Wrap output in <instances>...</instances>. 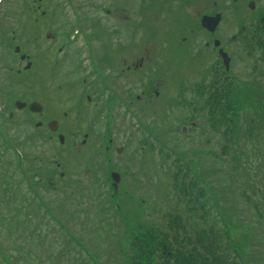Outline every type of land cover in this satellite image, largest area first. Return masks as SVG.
I'll return each mask as SVG.
<instances>
[{"label": "rangeland", "instance_id": "1", "mask_svg": "<svg viewBox=\"0 0 264 264\" xmlns=\"http://www.w3.org/2000/svg\"><path fill=\"white\" fill-rule=\"evenodd\" d=\"M114 1L73 0L71 7L66 0L0 1V264H84L85 262L131 264L133 256H138L134 254L132 240L135 237H142L148 226L158 227L166 233L167 222L164 219L168 213L182 217L186 221H193L190 220L191 215L185 199L183 197L180 199L178 191L174 189L173 178L176 168L173 160L172 165L164 167L165 160L157 149L155 153L147 150L140 173L138 161L142 148L137 138L138 131L134 116L113 113L112 117H116L113 120L115 128L111 135L117 139L116 147L121 145L127 147L124 164L128 162L133 164L131 156L134 153L137 155L135 163L128 167V170L135 174V179L141 180L142 189L130 192V201L126 199L128 197L124 193L112 201L108 197L111 195L108 189L105 192L89 191L90 188L84 182L85 170L96 165L102 166L103 170L99 171L95 179L107 180L106 173L109 167L103 156L106 144H103V140L98 143L97 139L90 137V133L95 138L107 137L105 122L100 121L92 126L89 119L79 116L69 104V96L59 95L57 89L59 81H51L48 89L51 94L48 98L53 96V101L49 104L56 111L55 116L51 115L50 118H56L60 125L57 135L50 133L47 128L48 120L45 118L33 117L28 111L19 112L15 108L17 101L28 104L34 99L33 95L39 92L37 88L31 87L37 86L36 83H32V81L36 82L37 78L30 76L27 62L21 63L19 56L42 55L47 48L57 50L60 44H48L45 36L52 33L57 42L63 40L58 37L65 36V29L68 35L74 33L75 28H78L76 23L81 18H85L86 24H91L93 28H114L120 31L122 27L119 29L105 13L106 10L119 5ZM179 2L181 3L182 0ZM212 2L221 3V0ZM141 3L142 0L124 2L134 17L125 27L156 23L157 19L149 10L142 12ZM231 3L232 0H224L226 7ZM259 3L264 6V0H259ZM74 7L77 8L76 13L73 11ZM231 16H234V13H231ZM242 16L245 20V14ZM194 23L187 12L180 10L177 21L166 24H172L178 30L173 35L170 33L166 35L168 40L171 38L175 42L178 41L177 57L173 64L163 65L161 72L177 73L178 84L173 82L174 78L169 74L161 83L166 82L169 88L179 89L183 97H179L181 106L174 113L159 114L160 122L167 117L166 122L169 127L172 122L173 125H178L177 131L174 130V135H169V138L177 141L179 149L184 147V150L190 153L193 152L194 147L199 148V151L209 147L216 155H211L207 161L209 166L211 165L207 178L218 193L210 196L213 200L212 204H216L215 210L211 212V223L216 218L220 224L225 227L227 225L226 229L231 238L237 241L247 231L241 224L239 217L242 216L248 225L259 223L258 236H262L264 231L259 226H263L264 221L262 222L260 218L259 221L257 220L254 207L258 205V211L264 212V129L254 125L255 130L250 133L251 124L248 118L256 114V103L252 101V104L243 111L239 110L240 117L236 121L235 128V131L239 130L238 136L232 142L236 144L235 146H231L224 137L228 132L226 127H221L217 132L210 130L205 122L204 126L189 132L187 137L179 132L181 125L188 124L190 117L196 116L190 108H184L183 104L185 101L193 102V88L201 82V77L188 75V62L191 58L186 47L179 45L183 28ZM224 27L225 24L222 25V28ZM139 35L134 40H138ZM16 46L21 49L20 55L14 52ZM166 54L171 53L166 52ZM210 66L211 64L204 63L205 69ZM259 66V71L264 74V65ZM46 67L47 71H51L48 65ZM241 68L243 73L240 83L243 86L238 87V91L243 92L245 89L250 92L255 89L264 92V76L250 74L251 68L247 70L248 66ZM174 83L177 87H174ZM10 112H14L11 119ZM172 113L175 118L172 117ZM144 116L145 122H159L149 113ZM206 117L207 112L199 116V120L203 121ZM38 123H42V127L39 128ZM157 126L154 123L151 126L153 127L151 130L156 134L157 131H165L162 127L166 125L154 129ZM58 135L64 136V145L60 143ZM86 135L89 136L88 140L85 139ZM85 140L87 146L84 147L82 143ZM206 140L209 146H206ZM199 142L202 143L201 147L197 146ZM225 148L228 149L226 154ZM97 152L98 161L96 165L91 164V154ZM20 157H24L22 162ZM66 160H71L73 166L65 165ZM216 160L221 162H215ZM15 163L20 165L21 170L16 169ZM202 169L203 166L200 171ZM6 170L10 172L9 175ZM63 173L65 176L61 177ZM50 176L53 185H49ZM230 176H234V179L230 180ZM22 178L24 183L20 181ZM226 179L228 183L233 184L229 186V190H225ZM79 180L81 186L78 184ZM126 181L129 184L130 178ZM186 183L189 184V181ZM11 189L14 197L10 192ZM245 193L252 197V202L245 199ZM218 199L221 205L228 210L231 207L239 215L226 212L225 217L222 218L218 210L220 204ZM62 220L71 223L68 227L69 231L80 237L81 242L69 238L68 235L65 236L56 223ZM191 226L190 224L189 228ZM182 236L180 233L179 237ZM247 243L250 244V256L245 257L246 261L250 264H264V236Z\"/></svg>", "mask_w": 264, "mask_h": 264}, {"label": "flooded vegetation", "instance_id": "2", "mask_svg": "<svg viewBox=\"0 0 264 264\" xmlns=\"http://www.w3.org/2000/svg\"><path fill=\"white\" fill-rule=\"evenodd\" d=\"M115 1L119 5H115L111 10H106L105 13L119 29L122 27L120 31H116L114 28H93L91 24H86L85 18H81L76 23L78 28H75L74 33L71 32L68 35V31L63 28L65 36L58 37L63 40L57 42L51 33L52 38L51 40L47 39V42L48 44H60L57 50L47 48L42 55H27L25 61L27 65L29 64L30 76L37 78L36 82L32 81L37 86L32 85L31 87H35L39 91L33 95L34 99L28 105L38 102L43 106L40 113L32 112L29 107L25 111H28L33 117L37 116L48 120L47 128L52 135L58 134L60 125L56 118H50L51 115L55 116L56 112L49 104L52 103L53 96L48 98L51 95L48 91L51 81L60 82L57 86L59 95L69 96V104L72 109L79 116L89 119L92 126L100 121L106 123L107 137L95 138L91 133L90 137L97 139L98 143L103 140V144H106L103 156L109 167L106 173L107 180L97 181L95 179L99 171L103 170L102 166L96 165L99 156L97 152L91 154L90 163H95L96 166L85 170L84 182L90 188L89 191L105 192L108 189L111 193L108 197L112 201L119 198L122 193L129 200L131 199L130 192L142 189L141 180L135 179V174L128 170V167L135 163L137 155L134 153L131 156L133 164L131 162L124 164L127 147L123 145L116 147L117 139L111 135L115 128L113 120L116 116L112 117L113 113L134 116V123L138 131L137 138L142 148L138 161L140 173L143 168V157L146 156L148 140L158 139L163 143V149L169 150V154L167 153L166 156L168 160L165 161L164 166H168L173 159L174 152H178L177 141L169 138V135H174V130L177 131V124L175 126L172 124L173 122H170L171 126L169 127L168 122H153L154 125H158L154 129L166 125L162 127L165 131H157L156 134L151 130L153 123L145 122L143 117L146 113H174L181 106L179 97L182 95H180L179 89L174 90L169 88L166 82L161 83L163 78L169 74L174 78L173 82L178 84L177 73L172 71L165 73L161 72V69L163 65L173 64L177 57L178 41L175 42L171 38L168 40L166 35L167 33L173 35L178 30L174 25L166 24L177 21L180 10L187 12L195 23L183 28L179 45L187 49L191 58L188 63L192 74L197 78L201 77V82L196 85V88H193V102L186 103L185 101L184 108L190 107L197 114L209 112L211 90L222 96L227 93V90L241 88L243 86L240 83L243 73L241 66H248L247 70L250 67V74L258 75L259 65H264L262 62L264 57L259 55L264 51V41L261 42L257 52L258 57H255L254 60L253 54L251 56L249 52V47L254 51L256 49L254 42L258 38L264 37V6L262 7L259 0H249L248 2L233 0L235 5L230 4L229 7L225 6L224 0H221V3H214L212 0H182L181 3L179 0H142V12L149 10L157 19L156 23L139 24L132 28L125 27L134 18L129 7L124 4L128 0ZM68 6L70 7V5ZM119 8L130 13L129 23H119L112 18V15L108 14V12L113 13ZM228 10L232 11L234 16L230 15L228 23L225 21L226 18H223L213 33L201 26L204 17H215L218 14L224 17ZM243 14H245V20ZM223 24H225L224 28H222ZM233 29H237V35L234 34ZM138 35L139 39L134 40ZM243 37L247 38L246 43ZM217 43L219 46H216ZM221 50L230 58L229 70L220 56ZM166 52L171 54H166ZM21 57L22 55L19 56V58ZM204 63H209L211 66L205 69ZM46 65L51 71H47ZM175 83L173 85L177 87ZM162 85L163 88H161ZM251 85L253 84L251 83ZM173 113L172 117L175 118ZM64 115L66 116L65 113ZM54 122L58 123L56 132L52 131L56 126L50 127V124ZM190 123L193 121L191 120ZM38 124H41L40 127H42V123ZM60 136L64 138L63 135H58V139ZM85 139L88 140L89 136L86 135ZM82 145L87 146L86 140ZM197 146L200 147L199 144ZM194 150L197 157L200 158L199 148ZM204 153L206 154L205 151ZM65 165L73 166V163L71 160H66ZM113 174H115L117 184L113 180ZM64 176V173L61 174V177ZM51 177H48L49 185L54 184ZM127 178H130L129 184L126 183ZM78 184L81 186V180L78 181Z\"/></svg>", "mask_w": 264, "mask_h": 264}, {"label": "trees", "instance_id": "3", "mask_svg": "<svg viewBox=\"0 0 264 264\" xmlns=\"http://www.w3.org/2000/svg\"><path fill=\"white\" fill-rule=\"evenodd\" d=\"M227 96V111L218 109L219 104L222 101L219 97L212 98L211 125L215 130L221 126H225L228 129V132L224 134V137L231 144V146H235L236 144L232 143L234 136H237V130L235 131L237 124H235V122L240 117L239 112L243 111L245 107L252 104L251 102L255 100V93L250 91L243 92L240 95L231 96L229 93ZM254 102L257 105L256 114L252 117L248 116V118H250L249 123L251 124L249 129L250 133L255 130L254 125L259 129H264V93L261 94L258 100ZM235 106H238L240 111L234 113V116L230 117L229 114L231 111H236ZM242 114H244V112ZM216 115L218 116L217 119ZM231 123L233 125L232 127L229 126ZM227 150V148L224 149L225 154L227 153ZM180 189H183L181 192L182 194H184V191L186 194H189V192L186 191L185 186H182ZM10 192H13L12 189ZM204 195L205 194H202L201 197H204ZM246 197L249 196L246 195ZM202 200L204 201L205 199ZM254 210L256 212L257 219L260 218L263 222L264 212L261 213V211H258L257 205L254 207ZM245 222L246 221L241 220L242 226L244 225L247 230L243 234L244 236L239 238L237 241H231L230 233L226 229L227 225L225 227L216 221L215 227L212 226L210 232L211 243L207 248L202 246L204 251H201L200 253L196 247H194L191 252L187 250V241L189 240L184 237H179V232L184 231L186 233L181 220L178 223L176 222V224L174 223L176 229L171 226L173 232H177L176 235L169 236L152 230L145 234L142 239L135 238L132 240L134 254H138V256H133L134 258L132 259L131 264H199V262H201L200 264H250L245 259V257L250 256V244L247 242L252 243L254 242V239L259 240V237L264 235L262 234V236H258L259 231L257 229V225H253V227H251L250 225L247 226ZM260 227H262V230L264 231V225ZM199 234L198 244L202 245V243H204L203 236L201 235V232ZM195 255L198 256V260L193 261L195 259ZM84 264L89 263L85 262Z\"/></svg>", "mask_w": 264, "mask_h": 264}, {"label": "water", "instance_id": "4", "mask_svg": "<svg viewBox=\"0 0 264 264\" xmlns=\"http://www.w3.org/2000/svg\"><path fill=\"white\" fill-rule=\"evenodd\" d=\"M113 17L116 19V20H118V21H125V20H128L129 19V14L126 12V11H124V10H122V9H119V10H117V11H115L114 13H113ZM219 21H220V16H217V18H205L204 20H203V26L204 27H211L213 24H218L219 23ZM19 50H17V52H18ZM22 60H25V57H22ZM16 106H17V108L18 109H23V108H25L26 107V105L25 104H22V103H17L16 104ZM37 106H39L38 104H33V105H31L30 107H31V109H33V108H35V107H37ZM56 126V124H54V125H51L50 127H55ZM54 130H56V128H54ZM61 141H62V138H61Z\"/></svg>", "mask_w": 264, "mask_h": 264}]
</instances>
